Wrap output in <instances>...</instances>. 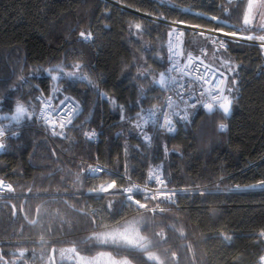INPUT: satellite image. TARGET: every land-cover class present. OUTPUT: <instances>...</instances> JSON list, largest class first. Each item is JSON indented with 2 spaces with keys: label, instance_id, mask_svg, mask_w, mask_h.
<instances>
[{
  "label": "trees",
  "instance_id": "16d2710c",
  "mask_svg": "<svg viewBox=\"0 0 264 264\" xmlns=\"http://www.w3.org/2000/svg\"><path fill=\"white\" fill-rule=\"evenodd\" d=\"M247 4L0 0V130L8 132L0 139V177L14 189L0 197V264H75L71 253L60 257L73 246L81 255L111 252L128 264H153L138 249L117 253L89 239L138 220L145 221L140 235L164 264H261L264 46L229 41L223 48L205 33L185 29L183 55L206 47L204 62L227 74L226 92L233 100L230 118L208 114L198 104L175 133L158 136L166 184L201 190L180 194L175 206L152 214L129 206L125 190L132 186L120 176L145 179L149 151L140 119L162 89L155 81L167 66L166 21L264 35V23L254 19L245 25ZM81 32L91 33V42ZM77 63L79 69L73 67ZM39 95L55 104L72 98L79 106L70 123L55 127L56 135L53 126L38 130ZM17 101L31 118L13 119ZM92 128L99 131L98 141L85 135ZM95 162L119 175L90 171Z\"/></svg>",
  "mask_w": 264,
  "mask_h": 264
},
{
  "label": "built area",
  "instance_id": "2783aa9c",
  "mask_svg": "<svg viewBox=\"0 0 264 264\" xmlns=\"http://www.w3.org/2000/svg\"><path fill=\"white\" fill-rule=\"evenodd\" d=\"M166 22L170 25L166 37L167 66L164 72L167 78V86L162 87L158 101L149 106L140 119L139 133L149 151L145 179L142 182H138L131 179L125 173L120 174L125 180L130 181L132 186L130 189L138 187L142 190L132 193L125 191L126 196L133 195L132 203L139 210L148 211L152 214L160 212L161 209L166 210L175 206L180 194L201 190L200 186H169L166 184L163 163L157 148L159 134L175 133L178 129L179 122L186 118L188 111L193 106L199 104L204 108V104L211 103V95L208 92L214 89L218 81H223L222 87L228 85V76L225 72L204 62L203 55L208 51L206 47L200 48L198 52H189L185 56L183 55L182 33L185 29L201 31L209 37L211 44H216L223 48L228 46L229 41L264 45V42L259 39L247 38L249 36H255L254 34H246L239 30L227 32L218 29L201 28L177 20ZM91 40L92 38L87 41L91 42ZM201 93H204V95L202 96ZM215 94V92H212V95ZM224 94L227 95L225 91ZM104 97L108 99L107 96ZM36 99L39 103L35 113L38 130L52 126L45 122V118L57 124L59 122L65 123L79 109L78 104L72 98L63 99L59 105L55 104L52 99L40 95ZM166 120L171 121L173 131L168 130ZM7 133L5 130H0V139L5 137ZM91 133H95L92 136L93 140L98 141L99 131L92 128ZM92 169H99L95 173L103 171L119 175L116 171L99 162H95ZM150 176L152 177L151 179L149 178ZM8 186H11V190H9ZM13 190L12 184L0 177V197L9 195ZM173 192H175V195L171 196ZM137 194H140L142 198L136 197ZM153 195L156 196V199H148L150 203H147L148 200L144 197H151ZM170 196L171 198L169 199ZM136 200H139L141 204H145L146 207L139 208L135 203ZM150 209H155V211H150ZM262 230H259L257 234L264 240V237L260 236ZM262 256L264 254L260 258Z\"/></svg>",
  "mask_w": 264,
  "mask_h": 264
},
{
  "label": "snow or ice",
  "instance_id": "6c2138e0",
  "mask_svg": "<svg viewBox=\"0 0 264 264\" xmlns=\"http://www.w3.org/2000/svg\"><path fill=\"white\" fill-rule=\"evenodd\" d=\"M258 9H264V0H248L247 9L244 15V23L245 25H248L250 23V19L253 17L254 14H259ZM137 29L140 28V25H135ZM264 30V29H262ZM80 36L84 40H90L92 38L91 33L85 34L84 32L80 33ZM248 39H259L260 41L264 42V35H261L259 37L255 36H249ZM264 46V45H262ZM73 67L79 69L81 65L79 63L74 64ZM60 72H63V69L57 66V69ZM53 69H50L49 72L51 73ZM171 71V70H169ZM67 76L74 77L76 76L75 72H69L66 73ZM54 80L57 79L56 76L52 77ZM80 79L89 80L87 76L81 75L79 77ZM166 76L165 73L160 74L159 81H155L159 83L162 87H166ZM89 83H91V80H89ZM223 81H218L215 85L214 89L209 90L208 94L211 95L212 102L204 104V107L209 111L213 112L217 108L222 110L225 116H227L230 113L232 100L229 99L227 95L224 94L226 85L222 87ZM227 91H231V88H227ZM212 92H215V95H212ZM203 96L204 93H201ZM67 99V97H65ZM62 103V102H61ZM25 115H29L27 112V109L25 108L24 104L20 101L16 102L15 107V115L13 119L19 121L21 118H23ZM29 118L31 116L29 115ZM45 122L53 126V135H56L58 133L55 132V127L58 126L61 129L65 127L64 122H59L58 125L56 122L48 120L45 118ZM68 123L71 121L68 120ZM166 125L168 127L169 131H173V127L171 124V121L166 120ZM220 129L223 131L225 129L224 124H220ZM85 135L91 139L92 136L95 135V133H85ZM4 145L0 144V149H3ZM90 171L95 172L99 171V169H90ZM152 178L151 176L149 177ZM158 179V177H157ZM262 186H264V182H261ZM9 190H11V186H8ZM109 187H114L113 185H110ZM106 191V189H104ZM125 191L132 193V192H140L142 191L138 187H134V189H126ZM175 192L171 193V196H174ZM169 197V199L171 198ZM146 200L148 199H156V196L153 195L151 197L145 196ZM126 201L129 202V206H131V202L133 201V195H128L126 198ZM135 203L138 205L139 208H145V204H141L139 200H136ZM111 207V205H109ZM150 211H155V209H150ZM163 211V209H161ZM34 223V222H33ZM145 224V221L138 220V221H130L124 225H118L116 228L105 231V232H94L91 237H89L90 240L96 241L98 244L101 245H112L114 246V250L118 253L121 249H127V248H134L138 249L142 252L147 253V260L152 261L153 264H164V262L160 259L158 255L153 254L150 251V248L152 245V242L149 241L146 237L140 235V225ZM181 237H183L184 233L183 231L180 232ZM260 236L264 237V230L260 232ZM225 239H230L229 237H225ZM190 247V246H189ZM65 252L71 253V259L75 261V264H101V260L105 257H107V264H128L126 259H118L116 256H113L111 252H100L96 256H86L81 255L80 252L77 250L75 246L72 248L61 250L60 255L61 257H64ZM174 255V254H173ZM20 256H24V252H20ZM2 258V257H0ZM261 264H264V256L260 258ZM5 264H8L7 261H5Z\"/></svg>",
  "mask_w": 264,
  "mask_h": 264
},
{
  "label": "rangeland",
  "instance_id": "374dc122",
  "mask_svg": "<svg viewBox=\"0 0 264 264\" xmlns=\"http://www.w3.org/2000/svg\"><path fill=\"white\" fill-rule=\"evenodd\" d=\"M258 13L259 14H254L253 15V17L250 19V21H252V20H257V22L258 23H260V24H262V23H264V9H258ZM222 33H224V32H222ZM220 37V36H219ZM160 79V78H159ZM159 79H158V81H159ZM227 89V88H226ZM225 93L227 94V92H226V90H225ZM228 95V94H227ZM60 103H61V101H60ZM59 103V104H60ZM59 104H57V105H59ZM14 117V116H13ZM2 149H0V151H1ZM64 256H66V255H64ZM60 257H61V255H60Z\"/></svg>",
  "mask_w": 264,
  "mask_h": 264
},
{
  "label": "water",
  "instance_id": "95a60500",
  "mask_svg": "<svg viewBox=\"0 0 264 264\" xmlns=\"http://www.w3.org/2000/svg\"><path fill=\"white\" fill-rule=\"evenodd\" d=\"M232 108H233V100H232V105H231V110H230V113L226 116L227 118H230L231 117V114H232ZM204 109V111L206 112V113H208V114H212V113H214V112H221L223 115H224V113L222 112V110H220V109H216L215 111H213V112H209L205 107L203 108Z\"/></svg>",
  "mask_w": 264,
  "mask_h": 264
},
{
  "label": "crops",
  "instance_id": "0c3cea01",
  "mask_svg": "<svg viewBox=\"0 0 264 264\" xmlns=\"http://www.w3.org/2000/svg\"><path fill=\"white\" fill-rule=\"evenodd\" d=\"M214 20H216V21H218V19L217 18H213Z\"/></svg>",
  "mask_w": 264,
  "mask_h": 264
}]
</instances>
